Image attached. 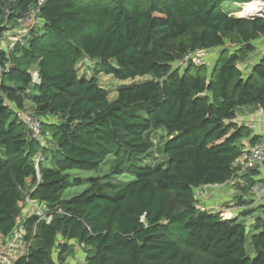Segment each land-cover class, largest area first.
Listing matches in <instances>:
<instances>
[{"label": "trees", "instance_id": "trees-1", "mask_svg": "<svg viewBox=\"0 0 264 264\" xmlns=\"http://www.w3.org/2000/svg\"><path fill=\"white\" fill-rule=\"evenodd\" d=\"M253 1L0 0V235L24 231L15 264H66L74 245L86 254L76 264H264V224L248 230L195 194L236 178L245 141H260L235 122L242 107L264 109V56L243 67L264 17L232 15ZM33 9L41 23L8 57L4 33ZM214 50L211 67L174 69L188 52ZM85 60L120 82L152 80L111 100L98 76L79 74ZM19 112L43 122L44 147ZM105 164L98 177L69 174ZM29 199L50 222L20 219Z\"/></svg>", "mask_w": 264, "mask_h": 264}, {"label": "rangeland", "instance_id": "rangeland-1", "mask_svg": "<svg viewBox=\"0 0 264 264\" xmlns=\"http://www.w3.org/2000/svg\"><path fill=\"white\" fill-rule=\"evenodd\" d=\"M259 1V0H257ZM244 5V4H243ZM241 5V8H232V15L239 17H247L248 15H244V10L246 11V6ZM258 7V6H257ZM264 10V9H263ZM262 15L264 16V12L262 11ZM262 44L264 42H261ZM231 50L230 47L224 49V52H228ZM222 53V50L219 51ZM218 52V53H219ZM215 54L217 52L211 51L204 55L206 62H213L215 59ZM228 54V53H227ZM248 59L244 62L243 67H247L250 62H253L252 55L248 57ZM79 74L83 77H93L98 76L100 80V84L108 90L110 93V99L114 100L117 97V90L119 87L123 85H130L132 83H142L152 80L151 76H146L143 78H138L135 81H127L120 82L115 80L113 77L97 74L96 73V63L90 62L89 60H85L78 65ZM97 74V75H96ZM46 138L44 136V140L46 142ZM109 171V166L105 164L102 167V171L99 172H82V171H71L69 174L74 178H82L88 179L92 177L101 176L104 173ZM88 184H84L81 187H75L69 189L65 192L64 198H71L75 195H79L83 193ZM229 192V194H226ZM197 197V204L199 208L205 211H215V213H219L224 219H233L237 217H241L240 220L245 222L248 230L251 225H263L264 224V176L263 173L257 174L252 173L250 171H244L241 173L240 177H236L228 184L220 188H200L195 191ZM218 197L221 202H224V205L214 206L209 208L206 206L207 200L215 199ZM221 197V198H220ZM217 199V198H216ZM23 210L20 219H24L27 216L32 214L31 208L27 203L21 205ZM44 215H46V210H44ZM21 222V221H20ZM73 251H70L65 259H67L66 264H71L73 261H79L84 254L83 248L74 245L71 247ZM250 254L254 257L253 249H248ZM27 252V245L24 240V231L22 228H17L14 233L9 237H3L0 235V264H15V262ZM57 259V256H56ZM60 264V263H59ZM65 264V262L63 263Z\"/></svg>", "mask_w": 264, "mask_h": 264}, {"label": "built area", "instance_id": "built-area-1", "mask_svg": "<svg viewBox=\"0 0 264 264\" xmlns=\"http://www.w3.org/2000/svg\"><path fill=\"white\" fill-rule=\"evenodd\" d=\"M258 2L261 4L260 9L264 12V0H259ZM42 3L43 1L40 2V4ZM38 14V9L31 10V12L27 15L26 18L20 20V23L16 29L4 33L3 47L8 57L10 53L14 51L17 44L24 43V38L29 34V31L37 27L41 23V19L39 18ZM206 53H208V51L188 52L184 55L182 59L178 60L174 64V69L184 70L191 64L196 66L205 65L206 60L204 55ZM2 73L3 69L0 68V83L2 80ZM35 79L37 80V76L35 77ZM18 117L23 120L28 130L30 131L33 139L40 142L42 147H44L45 140L43 134V122L31 113L19 112ZM262 117H264V109L260 108L258 111L257 125L259 127L260 134H262V139L258 143L250 145L244 150L242 156L236 163L237 167H241V170L238 172V174H241L244 171L258 170L259 172L263 173L264 176V123L262 122ZM209 187L220 188L221 186L212 185L206 186L204 188L206 189ZM28 204L35 215L39 216L41 219L47 220L48 222L51 221L50 217L44 215V205L37 202H33L30 199L28 200Z\"/></svg>", "mask_w": 264, "mask_h": 264}, {"label": "crops", "instance_id": "crops-1", "mask_svg": "<svg viewBox=\"0 0 264 264\" xmlns=\"http://www.w3.org/2000/svg\"><path fill=\"white\" fill-rule=\"evenodd\" d=\"M244 5H246V4H244ZM235 17H237V16H235ZM239 18H242V17H239ZM261 42H264V38L259 39L258 41L255 42L256 50L249 55V56L252 55V59H254V60H253V62H250L247 65V67H245L248 72L251 70V68L254 65L258 64L261 61V59L263 58V56H264V43L262 44ZM214 51L217 52V54H215V57H214L215 59H213V62L211 64H210V62L209 63L207 62L208 65H210V67L213 66L215 60H217L218 57L220 55H222V53H220L219 50H214ZM209 52H211V51H208V53ZM248 57H247L246 61L247 60H250V59H248ZM29 106H30V104H29ZM259 109L260 108L254 107V106L242 107L241 109H239V111L237 113V117L235 119V122L238 123V124H240V125L248 126L252 130L253 136L254 135L255 136H259L260 137V140H261L262 139V134H260L259 127L257 125V122H258V111H259ZM262 122L264 123V117H262ZM245 144H246L247 147L250 146V142L248 140L245 141ZM240 176H241V174H238L237 175V178L240 177ZM228 183H226V184H228ZM224 185H220V186L222 187ZM226 194H229V192H226ZM224 204H225L224 202H221L220 203V200H219L218 197H215V199L207 200L206 206H208L209 208H211V207H214V206H221V205H224ZM29 209H30V207H29ZM32 213H33V211H32ZM211 213H215V211H212ZM241 218H242V216H241ZM85 258H86V254L84 253L83 256H82V258L79 259V261H76L75 260L71 264H76L77 262H83L85 260Z\"/></svg>", "mask_w": 264, "mask_h": 264}, {"label": "bare ground", "instance_id": "bare-ground-1", "mask_svg": "<svg viewBox=\"0 0 264 264\" xmlns=\"http://www.w3.org/2000/svg\"><path fill=\"white\" fill-rule=\"evenodd\" d=\"M260 3L258 1H253L246 6V11L244 12V15H253L257 12H261L262 10L260 9ZM258 6V7H257Z\"/></svg>", "mask_w": 264, "mask_h": 264}, {"label": "water", "instance_id": "water-1", "mask_svg": "<svg viewBox=\"0 0 264 264\" xmlns=\"http://www.w3.org/2000/svg\"><path fill=\"white\" fill-rule=\"evenodd\" d=\"M262 11L261 12H257L253 15H249L247 17H242L243 19H246V20H252V19H256V18H263L264 16L262 15Z\"/></svg>", "mask_w": 264, "mask_h": 264}]
</instances>
